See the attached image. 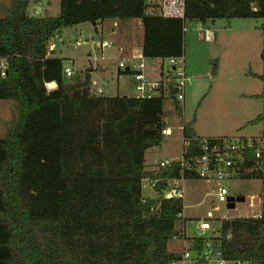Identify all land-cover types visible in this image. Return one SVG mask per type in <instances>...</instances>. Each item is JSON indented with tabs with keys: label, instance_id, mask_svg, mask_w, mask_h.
I'll use <instances>...</instances> for the list:
<instances>
[{
	"label": "trees",
	"instance_id": "trees-1",
	"mask_svg": "<svg viewBox=\"0 0 264 264\" xmlns=\"http://www.w3.org/2000/svg\"><path fill=\"white\" fill-rule=\"evenodd\" d=\"M32 1L11 0L0 18L7 64L0 101L16 102L19 114L0 139V264H181L169 242L178 237L184 201L144 198L142 190L145 178L164 179L161 193L180 177L178 163L146 171V152L167 129L164 97L94 95L90 74L65 77L64 59L51 56L49 44L82 23L140 20L145 59L183 57L187 21L262 20L264 36V0H185V19L146 14L157 0H60L57 17H34ZM259 78L264 99V71ZM52 82L57 88L48 91ZM194 122L183 124L185 138H198ZM243 179L264 183V175ZM219 234L228 260L264 264V196L260 218L224 220ZM187 240L195 253L209 243Z\"/></svg>",
	"mask_w": 264,
	"mask_h": 264
},
{
	"label": "rangeland",
	"instance_id": "rangeland-1",
	"mask_svg": "<svg viewBox=\"0 0 264 264\" xmlns=\"http://www.w3.org/2000/svg\"><path fill=\"white\" fill-rule=\"evenodd\" d=\"M11 6V0H0V18ZM31 10L38 8L37 17H57L60 14V0H36L30 5ZM30 14H33L29 11ZM114 20L105 23H82L62 29L61 33L52 38L49 49L55 52V57L64 59V65L71 67L74 76L85 73L86 69L94 68V88L103 87L106 96H118L120 93L138 97L136 90L138 82L132 74L123 75L119 81L118 71L120 57H117L116 46L102 48L101 44L109 41L108 34L114 29ZM117 28L126 29L122 32L125 39L133 38L138 44L142 37L139 21L120 23ZM262 20L236 19L209 21L204 27L197 21H187L184 35V61L189 82L186 85L185 100L180 103L183 115L175 109L174 101L164 98L166 114V128L171 133L164 136L159 147L146 152V167L159 163L162 158L178 157L183 153L182 126L184 123L194 122V128L200 138L228 137L252 138L264 136V120H256L264 115L263 82L259 78L264 71L262 53L264 51V36L260 29ZM206 28L212 33V40H206ZM116 29V28H115ZM130 36V37H129ZM134 36V37H133ZM82 44L77 46V41ZM108 40V41H107ZM109 43V42H108ZM53 49V50H52ZM133 51V48L130 52ZM135 49L134 52L135 53ZM129 53V55H132ZM128 55V56H129ZM53 56V55H51ZM124 57L127 59V57ZM145 75L157 80L161 72L160 65L152 60L147 61ZM111 70L100 74V68ZM168 66L166 65V69ZM216 70L215 74L213 71ZM71 78V77H70ZM91 85V93L95 90ZM48 89V88H47ZM49 91V90H48ZM17 103L0 101V137H5L18 122ZM220 183L205 180L189 179L183 183L184 212L176 222V230L181 231L186 221L187 235L204 237L212 246L220 244V219L223 216L246 217L253 216L260 208H251L250 202L258 204L264 196L262 180L236 179L224 182L230 197H244L243 203H237L234 209L228 208V203H221L216 197ZM143 193L151 198H158L160 193L143 186ZM259 197V198H257ZM218 207V211L214 208ZM261 207V206H260ZM211 211L215 215L209 231L199 232L200 221L206 219ZM177 242L170 241L171 250L181 252L176 248ZM191 258L185 264H195L197 253L191 252ZM214 264V263H212Z\"/></svg>",
	"mask_w": 264,
	"mask_h": 264
},
{
	"label": "built area",
	"instance_id": "built-area-1",
	"mask_svg": "<svg viewBox=\"0 0 264 264\" xmlns=\"http://www.w3.org/2000/svg\"><path fill=\"white\" fill-rule=\"evenodd\" d=\"M146 14L159 15L165 18L185 19V0H157L148 3ZM82 41H77L79 46ZM109 46L108 42L101 44V47ZM147 59L144 58L142 52L136 51L131 57L122 60L119 63V70L129 72L138 82L136 90L140 92L138 97L153 98L157 96L168 97L179 103L185 100L186 85L189 81L186 73L184 57H168L152 60L160 65V77L157 80L150 79L145 75L147 68ZM166 65L168 68L166 69ZM7 64L4 60H0V73L2 77L6 76ZM63 74L70 78L74 75L71 67H63ZM96 95H105L103 88L95 91ZM171 92L174 96H171ZM106 96V95H105ZM166 130L164 131V133ZM169 132V131H168ZM192 142H196L193 146ZM183 153L180 158H165L160 161L158 167L160 170L168 169L178 163L181 167L180 177L167 180L168 188L163 189L160 196L165 199H184L183 183L186 177L193 179L205 180L209 182L220 183L217 188L216 197L221 203L229 204V191L224 182L243 179L248 175H264V136L255 138H235V137H217V138H195L188 139L183 137ZM193 148L189 153V149ZM250 152L251 155H250ZM165 181L159 178H145L142 181L143 186L147 185L151 190L157 192V188ZM144 198H150L143 193ZM254 200V199H253ZM250 202L251 208H260V211L253 216L246 217H229L223 216L218 221L234 218H260L262 216V202L258 204L254 201ZM261 206V207H260ZM219 208H214L218 211ZM217 220L213 212L207 213L206 219L199 222L198 231L203 233L212 229V225L208 222ZM220 228L216 231L219 233ZM191 258L189 252L185 253L181 264ZM195 263L201 264H243L240 261H231L226 258V253L221 247L207 244L202 253H197L194 258Z\"/></svg>",
	"mask_w": 264,
	"mask_h": 264
},
{
	"label": "crops",
	"instance_id": "crops-1",
	"mask_svg": "<svg viewBox=\"0 0 264 264\" xmlns=\"http://www.w3.org/2000/svg\"><path fill=\"white\" fill-rule=\"evenodd\" d=\"M30 5H31V3H30ZM30 5H29V11L30 12H32L33 14H30L31 16H34V17H37V15L40 13V10H38V8L37 9H35V10H31V8H30ZM36 13H38L37 15H35ZM116 21H118V20H114L113 21V23H114V29H112L110 32H109V34H108V37H109V46H107V47H111V46H116V48H117V50H116V53H118V55H117V57H120V59H121V61L122 60H124V59H126V58H124V57H126V56H128L129 55V53H131L132 54V52H134V49L136 50V51H139V52H142V46H143V25H142V22L140 21V20H134V21H132V22H135V21H139V24H140V26H141V30H142V37H141V39H140V42H138V44L137 43H135V41H134V39L133 38H131L130 36V38H127V39H125L124 37H122V32L124 33V32H126L127 34H129L130 32L128 31L127 32V30L126 29H121V28H117V26H118V24H117V22ZM101 23V22H100ZM102 23H105V22H102ZM199 23V22H198ZM200 25H202V26H204V27H207L208 26V22L206 23V24H202V23H199ZM116 28V29H115ZM186 30V29H185ZM62 31L60 30V33H61ZM58 34H60L59 32H57ZM205 35H206V40H208V41H210V40H212V33H211V31H209L207 28H206V30H205ZM131 34V33H130ZM134 37V36H133ZM107 47H105V48H107ZM133 48V51L132 52H130V50ZM53 50V49H52ZM135 51V52H136ZM134 54V53H133ZM132 54V55H133ZM50 55H53V56H55V52L54 51H50ZM132 55H129L127 58H129V57H131ZM109 70H111V68L109 69ZM108 70V71H109ZM119 71H121V70H119ZM119 71H118V78H119V81H120V79H121V77L123 76V75H120L119 74ZM85 72H88L89 74H90V77H91V85H92V88H94V85H95V80H94V75H95V73H94V68H90V69H86V71ZM107 72V71H106ZM106 72H101L100 71V74H102V73H106ZM159 77H160V75H159ZM189 79V78H188ZM189 82V81H188ZM47 88H48V90L49 91H53V90H55L56 88H57V84L55 83V82H52V83H50V84H47ZM98 88H103V87H98ZM96 88H94V90H95ZM117 94H118V96H121V97H131L129 94H122L121 95V93H120V88H117ZM193 128H194V126H193ZM194 130H195V128H194ZM169 131V132H168ZM171 133V131H170V129L169 128H167L166 129V132L164 133V136H166V135H169ZM195 133H196V135L199 137V135L197 134V132H196V130H195ZM182 134H183V126H182ZM229 135L228 134H223L222 136H219V137H228ZM184 137V136H183ZM218 137V136H217ZM217 137H213V138H217ZM1 138H3V137H0V139ZM252 138H255V137H252ZM182 142H183V138H182ZM183 144V143H182ZM182 155V154H181ZM181 155L180 156H178V157H171V159H177V158H180L181 157ZM163 159H165V158H162L161 160H159V163H160V161H162ZM159 163H157V164H154V163H152V164H150L149 165V167H146V171H149V172H158V171H160V169H159V167H158V165H159ZM184 192H185V190H184ZM151 198V197H150ZM257 198H259V197H257ZM260 199V201H261V198H259ZM259 201V202H260ZM258 202V203H259ZM184 212V211H183ZM186 221L184 222V224H183V227L181 228V231H177L176 230V232H177V234H178V237L177 238H174L173 240H175L176 242H177V244L175 245L176 246V248H182V251L181 252H178V251H176V250H174V251H172L171 250V245H170V242H169V251L170 252H172V253H176V254H182L183 256H184V254L185 253H187V252H189V243H188V238H189V236L187 235V226H186ZM191 238H194V237H191ZM190 253V252H189ZM191 254V253H190ZM196 264V263H195Z\"/></svg>",
	"mask_w": 264,
	"mask_h": 264
},
{
	"label": "water",
	"instance_id": "water-1",
	"mask_svg": "<svg viewBox=\"0 0 264 264\" xmlns=\"http://www.w3.org/2000/svg\"><path fill=\"white\" fill-rule=\"evenodd\" d=\"M58 32L60 33V30ZM108 70L109 68L106 67L100 68L101 72H106ZM228 201H229L228 208L234 209L237 203H243L246 201V199L244 197H229Z\"/></svg>",
	"mask_w": 264,
	"mask_h": 264
}]
</instances>
